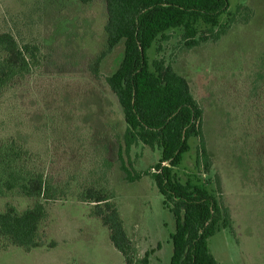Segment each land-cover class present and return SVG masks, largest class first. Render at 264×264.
<instances>
[{
	"label": "rangeland",
	"instance_id": "1",
	"mask_svg": "<svg viewBox=\"0 0 264 264\" xmlns=\"http://www.w3.org/2000/svg\"><path fill=\"white\" fill-rule=\"evenodd\" d=\"M228 2L214 33L199 29L206 41L188 47L171 30L147 56L151 69L162 62L185 78L202 111L201 135L174 173L204 185L228 216L210 253L217 264H264V0ZM106 20L105 0H0V34L34 46L36 58L0 92V143L15 144L20 165L50 187L39 247L0 238V264H123L94 205L80 201L88 188L108 194L141 256L169 264L175 222L151 177L160 151L123 145L126 125L106 83L123 44L107 49ZM35 202L14 193L0 197V211Z\"/></svg>",
	"mask_w": 264,
	"mask_h": 264
},
{
	"label": "trees",
	"instance_id": "2",
	"mask_svg": "<svg viewBox=\"0 0 264 264\" xmlns=\"http://www.w3.org/2000/svg\"><path fill=\"white\" fill-rule=\"evenodd\" d=\"M77 1L87 4L92 0ZM228 7V0H105L106 47L112 50L123 44L121 60L106 83L126 125L123 145L130 148L141 143L160 151L151 177L175 222L169 264H217L208 240L228 227L223 223L228 216L204 185L189 180L182 183L174 173L190 150L189 139L201 135L202 111L185 78L162 62H153L151 69L147 51L158 38L176 29L182 30L188 47L206 41L205 36L197 37L199 29L214 33ZM34 50V46L20 47L9 34H0V92L30 71L36 60ZM21 158L22 151L15 144L0 143V197L18 193L36 201L23 211L11 205L0 211V238L30 252L39 247L37 237L47 215L40 199H50V187L42 174L21 166ZM80 201L94 205L92 215L108 229L123 264H149L152 251L139 254L104 190L85 189Z\"/></svg>",
	"mask_w": 264,
	"mask_h": 264
},
{
	"label": "crops",
	"instance_id": "3",
	"mask_svg": "<svg viewBox=\"0 0 264 264\" xmlns=\"http://www.w3.org/2000/svg\"><path fill=\"white\" fill-rule=\"evenodd\" d=\"M170 237V236H169ZM110 241V240H109ZM111 243V242H110ZM113 247V246H112ZM171 257V256H170ZM149 264H151L150 258H149Z\"/></svg>",
	"mask_w": 264,
	"mask_h": 264
}]
</instances>
